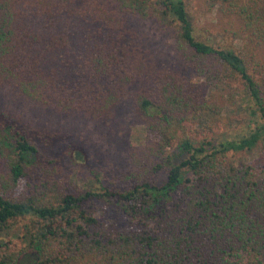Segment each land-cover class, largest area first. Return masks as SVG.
<instances>
[{"label": "trees", "instance_id": "trees-1", "mask_svg": "<svg viewBox=\"0 0 264 264\" xmlns=\"http://www.w3.org/2000/svg\"><path fill=\"white\" fill-rule=\"evenodd\" d=\"M197 2L235 47L196 36L184 0H0V88L99 125L130 99L144 126L136 183L80 193L0 121V264H264V164L240 160L264 148V0ZM127 17L173 23L182 70L157 65ZM234 95L252 106L248 133L190 138L186 125ZM174 148L184 158L172 164ZM163 167L161 183L147 179ZM108 207L121 229L94 216Z\"/></svg>", "mask_w": 264, "mask_h": 264}, {"label": "rangeland", "instance_id": "rangeland-1", "mask_svg": "<svg viewBox=\"0 0 264 264\" xmlns=\"http://www.w3.org/2000/svg\"><path fill=\"white\" fill-rule=\"evenodd\" d=\"M184 2L196 36L207 38L215 46L237 45L228 36L216 35L212 15H200L197 0ZM127 20L130 26L142 31L143 44L154 54L157 65L165 69L182 70L181 60H175L173 23H160L152 17L145 20L127 17ZM86 26V22H83L79 28L84 29ZM185 74L189 76V71ZM234 98L233 105H222L219 114H214L211 119H201L198 123L186 125L190 138H211L209 127L214 132L224 131L231 138L248 133L254 125L253 118L249 115L246 117L252 106L247 101L240 102L236 96ZM262 101L264 106V99ZM247 106L248 109H245ZM233 118L238 119V123L232 121ZM0 121H10L21 128L38 152V166L53 173L54 180L72 192L81 193L88 189L101 192L104 188L124 190L137 181V174L130 162L143 143L144 126L142 117L135 111L130 99L119 105L109 124L99 125L83 121L76 115H59L16 100L6 88L1 87ZM168 153L172 164L184 158L176 148ZM240 160L262 165L264 148L259 147L250 154H244ZM34 169L38 170L37 167ZM166 171V167H163L147 179L159 184L165 179ZM93 214L103 223L110 224L114 230L121 229L123 225L111 207L98 208Z\"/></svg>", "mask_w": 264, "mask_h": 264}]
</instances>
